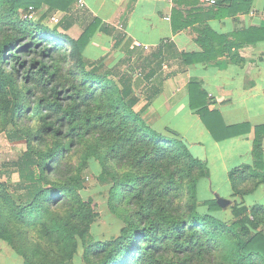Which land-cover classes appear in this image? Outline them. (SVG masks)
<instances>
[{
	"label": "trees",
	"instance_id": "16d2710c",
	"mask_svg": "<svg viewBox=\"0 0 264 264\" xmlns=\"http://www.w3.org/2000/svg\"><path fill=\"white\" fill-rule=\"evenodd\" d=\"M77 1L0 0V122L11 125L7 137L21 147L9 164L13 169L4 171L7 179L0 180V240L23 257L14 264H41L38 258L45 250L31 241L25 225L38 224L47 235H56L70 256L77 236L82 238L94 220L92 199L78 192L80 162L69 160L87 146L93 149L84 160L93 157L103 165L107 204L123 225L112 238L90 240L84 264H264V203L234 201L230 216H220L217 212L228 205L216 197L198 199V183L208 175L206 162L191 153L179 133L158 131L144 119L149 99L135 108L140 97L133 71L114 70L104 62L108 53L86 56L96 32L112 35L113 48L125 33L85 11L86 17L78 16ZM250 3L215 0L211 15L219 16L224 7L230 12L246 9ZM42 4L48 9L36 20L21 15L30 5ZM54 11L59 15L49 27L43 19ZM179 15L174 8V30ZM260 30L257 40L264 38V28ZM216 37L224 36L201 28L197 41L203 51L180 52L181 61L220 54L212 43L219 44ZM163 45L138 55L141 79L156 73L152 64L162 63ZM188 91L191 109L214 139L250 130L243 122L224 125L218 113L208 110L206 92L198 83L189 82ZM155 95L152 91L149 96ZM263 135L264 123L255 125L253 163L228 172L233 196L264 186ZM11 172L17 173L16 181Z\"/></svg>",
	"mask_w": 264,
	"mask_h": 264
},
{
	"label": "crops",
	"instance_id": "0c3cea01",
	"mask_svg": "<svg viewBox=\"0 0 264 264\" xmlns=\"http://www.w3.org/2000/svg\"><path fill=\"white\" fill-rule=\"evenodd\" d=\"M77 4L89 15L125 33L118 50L130 52V60L141 61L139 54L154 52L164 42L162 63L152 64L156 73L140 81L147 90L156 91L155 96L138 104L142 106L149 99L142 116L158 131L170 128L179 133L191 153L206 162L208 175L198 183V197L201 190L204 199L224 198L228 205L230 199L236 198L228 172L235 166L253 163L254 126L264 123V38L257 40L264 28V0H251L246 9L232 12L224 7L219 16L211 15L217 6L205 0H78ZM174 8L180 12L176 30L171 25ZM184 21L186 26L181 27ZM203 27L224 36L216 37L219 44L212 40L220 54L182 62L180 52L203 51L197 41ZM95 35L103 41L113 38L101 31ZM142 66L141 63L140 70ZM189 82L198 83L206 92L208 110L218 113L224 125L243 122L250 125V130L214 139L190 107ZM207 118L215 119L211 115ZM262 149L264 157V135ZM262 186L255 191L264 195ZM246 196L244 201L250 204Z\"/></svg>",
	"mask_w": 264,
	"mask_h": 264
},
{
	"label": "rangeland",
	"instance_id": "374dc122",
	"mask_svg": "<svg viewBox=\"0 0 264 264\" xmlns=\"http://www.w3.org/2000/svg\"><path fill=\"white\" fill-rule=\"evenodd\" d=\"M48 5L42 4L40 7H34L33 17L31 19L36 20L39 18L45 11H47ZM76 13L78 16H85L84 9L80 7L79 4L75 6ZM27 11V10H26ZM25 12H21L23 16ZM59 12H48L47 17L43 19V23L51 27L54 24V20L51 19V16L59 15ZM1 15V14H0ZM95 36L90 40L89 44L85 48V54L89 58H96L99 56V53L102 51H107L108 55L105 58L104 62L109 66H112L114 70H122L125 67L129 68L133 71L135 79L134 90L139 94L140 100L135 105L136 109H139L143 100L146 99L147 96L151 95L152 91L147 90L144 85L141 84V70L139 66L141 61L139 60H127V53H119L120 50L112 47L113 38L107 37L106 41L103 39H96ZM50 43L52 41L50 40ZM100 50V51H99ZM8 62L6 63V66ZM136 73V74H135ZM143 106V105H142ZM11 128L10 124L3 125L0 122V180L7 179V174L4 171L13 169L12 163L14 156L21 149L16 145V140L13 141L7 137V131ZM93 148L91 146H87L82 153L78 151L72 155H70L69 160L74 163H79V177L81 179V187L79 188V193L84 199L91 198L92 199V207L96 211V216L94 220L89 224L87 229L84 232L82 238L77 236V246L74 252L69 256L67 254L68 249L65 248L63 250L64 242L56 235H47L44 233L42 228L38 224L25 225L26 229H28V236L31 238V241L41 243L44 246V251L41 252V256L38 258V261H41V264H63L72 262L73 264H84L87 259L85 247L90 240H104L109 239L116 236L119 233L121 226L123 225L122 220L116 217L108 207L107 204V188L104 184L103 178V165L96 159L90 158L88 160H84V155L87 151H91ZM2 172V173H1ZM10 179L12 181H16L18 179V175L16 172H11ZM202 184L204 182L202 181ZM200 184V186L202 185ZM264 189V186H262ZM201 195V196H200ZM200 197V198H199ZM198 199H204L201 190L199 191ZM247 204L244 201L243 196H236L234 200L230 199L228 202V206L222 211H218L217 215L220 216H230V207L234 201H241V203L245 205H251L254 202L264 203V195L262 191H254L253 193L247 194L245 197ZM65 213L64 209H61V214ZM63 250V251H62ZM61 251V252H59ZM63 253V260L61 259L60 254ZM23 260L21 254H17L14 252L13 248L5 241L0 240V264H14Z\"/></svg>",
	"mask_w": 264,
	"mask_h": 264
},
{
	"label": "built area",
	"instance_id": "2783aa9c",
	"mask_svg": "<svg viewBox=\"0 0 264 264\" xmlns=\"http://www.w3.org/2000/svg\"><path fill=\"white\" fill-rule=\"evenodd\" d=\"M205 1H207L208 3H215V0H205ZM33 10H34V7L30 5L27 8V11L24 13L23 16L31 19L33 17ZM57 18H58V15L51 16V19L54 20L55 22L57 21ZM144 48H147V46H144Z\"/></svg>",
	"mask_w": 264,
	"mask_h": 264
},
{
	"label": "water",
	"instance_id": "95a60500",
	"mask_svg": "<svg viewBox=\"0 0 264 264\" xmlns=\"http://www.w3.org/2000/svg\"><path fill=\"white\" fill-rule=\"evenodd\" d=\"M218 201L222 204L225 205L227 203V200L224 198H218Z\"/></svg>",
	"mask_w": 264,
	"mask_h": 264
}]
</instances>
